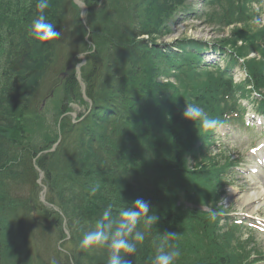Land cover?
<instances>
[{
	"label": "trees",
	"instance_id": "16d2710c",
	"mask_svg": "<svg viewBox=\"0 0 264 264\" xmlns=\"http://www.w3.org/2000/svg\"><path fill=\"white\" fill-rule=\"evenodd\" d=\"M84 1L86 24L74 0H49L44 14L60 36L38 42L27 33L38 15L37 0H0V264H72L65 248L73 264H107L106 246L82 250L80 240L108 204L114 205L116 217L121 207L136 199L149 202L159 221L146 230L150 235L137 244V253L125 254L124 259L150 264L157 238L164 232L176 234L177 208L171 201L190 194L174 180L173 169L187 164L188 157L196 160L197 142L209 135L182 112L187 103L197 104L215 118L222 111L223 96L236 90L219 63L203 62L205 47L200 44L185 42L174 52L159 54L152 36L165 26L166 16L153 7L163 0ZM228 1L224 16L229 24L251 17L243 7L245 0ZM183 11L190 13L189 8ZM260 39L264 42V31ZM222 41L214 45L220 54L228 48ZM230 53L226 63L245 66L247 83L263 90L264 63L247 59L245 64V55ZM80 54L86 59L81 78L91 107L75 69L63 75L70 64L81 61ZM30 64L35 68H28ZM170 68L187 91L186 100L174 106L169 103L175 96L161 92L155 79L159 71ZM183 75L198 78L195 81L202 86L189 88ZM28 80L31 88L24 91L22 84ZM56 91L58 103L52 114H46V101ZM74 102L86 106L75 120ZM158 139L164 140L163 150L154 144ZM156 150L167 166L151 161L148 165L154 166L145 171L146 159ZM207 167L201 176L216 184L221 167L213 163ZM96 184L99 190L90 195V186ZM44 186L47 204L40 200ZM213 221L214 227L205 219L200 222L204 242L212 249L194 258L185 253L187 247H181L176 234L171 243L183 253L176 264L231 263L221 252L219 242L225 235L217 216ZM138 227L145 230L142 223ZM191 249L197 252L196 247ZM249 260L247 255L241 264H253Z\"/></svg>",
	"mask_w": 264,
	"mask_h": 264
},
{
	"label": "rangeland",
	"instance_id": "374dc122",
	"mask_svg": "<svg viewBox=\"0 0 264 264\" xmlns=\"http://www.w3.org/2000/svg\"><path fill=\"white\" fill-rule=\"evenodd\" d=\"M245 2L243 7L246 8L247 14L251 15V17H248V20L241 23L235 22L233 24H229L228 18L224 16V12L229 10L228 5H230V2L228 0H163L160 3H156L153 8L154 10L158 9L159 13H164L166 16V24L162 27V30L160 29L159 34H154L152 36L153 43L160 49L159 54H164L168 53L170 50L174 52L185 42H195V45L200 44L204 46L205 49L213 48L221 50L214 45L224 44L225 42L222 41L224 39L228 43V48L221 52L220 57L214 52V55H206L207 59H214L213 64L219 63L224 67L226 64V55H231V50L234 53L237 51L245 55V64H249V60L247 59L260 60L264 63V42L260 39V35L264 31V0H260L259 2L255 0H245ZM188 8L190 13H185L183 10H187ZM177 12L179 13L176 14ZM208 51L211 50L205 52ZM80 57L82 60L85 59L84 55ZM80 64L81 62H76L73 68L76 70V68L78 69L79 67L80 69ZM33 67L35 68L33 64L28 66L30 69ZM244 68L237 63H233V67L230 69H232L231 72L234 77L240 78L244 76L243 71H241ZM172 70L173 69L170 68L165 73L159 71V73L155 75V79L161 88V92L171 94V98L173 95L175 96L170 99L169 103L171 106H174L186 100L184 95L187 91L181 89L183 85H181V83L179 84V80L175 77L177 73ZM76 71L79 73L80 70ZM202 77H205V73H202ZM182 79L185 81L184 83L193 90L202 86L200 83L196 82L198 80L195 81V79L198 78L193 76L185 77L183 75ZM30 88L29 80L22 84V89L24 91ZM59 96L60 92L56 91L50 96L51 99L46 101L44 107L46 114H52L54 111L53 108L58 103ZM243 103L247 106V111H250V108L254 107L253 104L249 103L247 100H244ZM80 106L83 108L82 104ZM151 121L154 120L152 119ZM219 132L226 133L229 136L219 138ZM216 136L220 139V142L223 143V146L217 145L218 142L216 140L217 144L210 148L211 153L205 152L199 155L196 160H189L190 158H187L188 163L183 167L172 168L174 180L178 183H182L186 191H190L191 194H189V198L182 196L177 201H171V207L175 203V207L177 208V217H173V219H176L174 231L177 234L181 247H187L185 253L191 254L192 257L189 258H194L199 255L201 251H209L212 249V245L204 242L203 239V236L206 235L201 231L200 226V222L203 221V219H205L210 226L214 227V221L210 219V214L220 206L232 210V212L236 214L244 211L253 212V207L257 206L256 202L254 203L255 200L242 201L245 196L255 190H261V187H263L261 184L257 188L252 184V181H249L251 178L250 176L253 175H250L247 166L250 163L248 157H253L249 153V147L262 140L261 134L254 129L233 126L232 130L230 127L229 130H218ZM148 141L154 149L152 138H148ZM163 143L164 140L158 139L154 144L157 145L160 150H163ZM227 154L241 161L240 166H243L245 173L242 174L234 169L231 174L232 184L221 188L218 187L214 181L204 179L201 174L209 168L207 167L209 163H214V161H216L218 165L225 164ZM161 156L163 155L159 154L156 150L154 154H151L149 158L146 159L142 169L145 171L151 169V167L154 166L148 165L151 161H158L162 163L163 167H166L167 163L160 158ZM259 181L264 183V178H259ZM258 208H260V210H258ZM258 208L255 212L264 216V200L259 202ZM171 214L174 215L172 208ZM199 218H201V220ZM234 230L235 239L246 240L249 238V240H251L250 243H248L249 247L255 246L257 253L246 251L249 247L243 248L237 245L233 240V235L225 234L224 239L222 242L220 241L219 244L221 245V252L225 254L224 256L229 257L231 261L230 264H241L243 258L247 255H249L250 260L255 259L256 256H260L258 254L264 255V235L250 231L246 227H243L240 231L237 229ZM221 234L224 235V232ZM251 234L253 235L252 238L249 237ZM191 247H196L197 252H193ZM67 250L68 249L65 248L64 253L69 255V261L73 264L71 253ZM63 260L67 261V258L64 257Z\"/></svg>",
	"mask_w": 264,
	"mask_h": 264
},
{
	"label": "clouds",
	"instance_id": "9594fccd",
	"mask_svg": "<svg viewBox=\"0 0 264 264\" xmlns=\"http://www.w3.org/2000/svg\"><path fill=\"white\" fill-rule=\"evenodd\" d=\"M38 15L27 27L29 37L38 42L54 40L60 36V32L45 16V10L49 7V0H37L35 5ZM185 119L199 125L198 130L205 132L215 131L220 121L210 116L204 108L197 104L187 103L182 112ZM99 190V184L90 186V195H95ZM113 204H108L102 215L95 220L92 230L86 232L80 240L79 247L82 250H91L96 247H107V264H130L124 259L125 254H136L137 244H142L150 232L146 230L156 225L158 215L150 211L149 202L136 199L126 207H121L116 217H113ZM216 212L210 214V219L215 220ZM144 225L145 230L138 226ZM176 237L175 233L164 232L155 242V254L150 257V264H176L181 256L178 245L171 243Z\"/></svg>",
	"mask_w": 264,
	"mask_h": 264
},
{
	"label": "bare ground",
	"instance_id": "6f19581e",
	"mask_svg": "<svg viewBox=\"0 0 264 264\" xmlns=\"http://www.w3.org/2000/svg\"><path fill=\"white\" fill-rule=\"evenodd\" d=\"M237 76H240V75H237ZM261 195H262V192L256 191L252 194L245 196L242 202L257 200L258 198L261 197Z\"/></svg>",
	"mask_w": 264,
	"mask_h": 264
},
{
	"label": "water",
	"instance_id": "95a60500",
	"mask_svg": "<svg viewBox=\"0 0 264 264\" xmlns=\"http://www.w3.org/2000/svg\"><path fill=\"white\" fill-rule=\"evenodd\" d=\"M76 1V3L79 5V6H81V17L83 18V14L85 13V11H86V9H87V6L85 5V3L83 2V1H81V0H75ZM83 63H81L80 65H82ZM69 67H71V66H69ZM78 71H79V67H78ZM79 73H80V71H79ZM83 84V83H82ZM84 85V84H83ZM56 145V144H55ZM55 145H53V148H52V150L55 148ZM41 177H43V173H41V176H40V178Z\"/></svg>",
	"mask_w": 264,
	"mask_h": 264
}]
</instances>
